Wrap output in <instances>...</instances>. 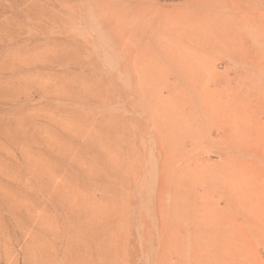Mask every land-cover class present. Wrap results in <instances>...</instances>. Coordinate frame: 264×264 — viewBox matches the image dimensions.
Instances as JSON below:
<instances>
[{
	"label": "rangeland",
	"instance_id": "obj_1",
	"mask_svg": "<svg viewBox=\"0 0 264 264\" xmlns=\"http://www.w3.org/2000/svg\"><path fill=\"white\" fill-rule=\"evenodd\" d=\"M0 264H264V0H0Z\"/></svg>",
	"mask_w": 264,
	"mask_h": 264
},
{
	"label": "bare ground",
	"instance_id": "obj_2",
	"mask_svg": "<svg viewBox=\"0 0 264 264\" xmlns=\"http://www.w3.org/2000/svg\"><path fill=\"white\" fill-rule=\"evenodd\" d=\"M85 239V238H84ZM87 239V238H86ZM87 241V240H86ZM71 245V244H70ZM80 246V245H79ZM71 247V246H70ZM74 249V248H73ZM91 253V252H90ZM84 261V260H83ZM83 263V262H82Z\"/></svg>",
	"mask_w": 264,
	"mask_h": 264
}]
</instances>
